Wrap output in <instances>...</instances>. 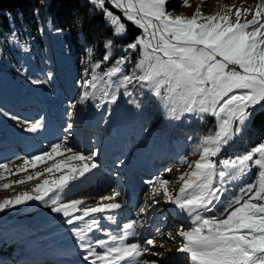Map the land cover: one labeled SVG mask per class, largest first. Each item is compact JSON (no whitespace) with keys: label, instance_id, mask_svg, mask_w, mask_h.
<instances>
[{"label":"snow or ice","instance_id":"6c2138e0","mask_svg":"<svg viewBox=\"0 0 264 264\" xmlns=\"http://www.w3.org/2000/svg\"><path fill=\"white\" fill-rule=\"evenodd\" d=\"M90 3L103 13L112 37L105 39L102 60L93 62L94 49L87 48L83 61L87 66L78 82L82 91L78 100L68 104L66 127L58 142L52 143L50 150L24 158L15 171L9 164L0 163V180L28 172L29 168L34 170V174L12 184L46 177L31 192L0 201V212L38 202L56 214L58 223L71 234L82 264H158L146 258V254L160 255L152 251L155 237L145 238L138 229L146 227L150 213L159 212L158 218H165L163 209L156 207L162 200L172 206L180 221L176 236L182 242L176 251L185 254L186 264H264V139L246 151L230 152L251 130L255 117L264 113V3L243 22L242 12L247 15V9H236L234 19L229 14L231 9L207 16L197 11L189 18L173 16L166 8L167 0ZM112 9L141 30L132 42L122 46L125 53L138 50L140 57L127 72L128 56L113 60V50L115 40L125 36L128 28ZM38 12L35 9L34 15ZM37 31L43 34L44 28ZM10 38L20 51H29L26 42L19 43L15 31ZM102 64L110 66L97 71ZM16 71L33 85L53 79L50 72L44 79L33 77L23 64ZM122 97L128 98L127 103L136 110L154 98L164 108L166 119L183 122L195 117L208 126L198 136L188 138L193 141L191 155L198 156L191 162L188 156L181 157L180 163L188 170L175 181L160 176L149 181L151 202L139 208L135 219L120 224L118 210L124 205L115 201L121 191L113 189L111 195L101 196L94 205L66 197L75 182H86L88 174L94 175L93 170L99 167L96 152L85 155L69 146L77 105L89 101L97 109L107 105V115L101 113V117L108 123L112 106H118ZM4 115L18 121L28 133H39L46 127L43 118L27 122L10 113ZM208 117L213 118L211 124ZM58 156L62 158L56 159ZM49 161L54 162L35 171ZM254 169L255 175L249 180ZM12 184L0 187L7 189ZM156 234L163 235L159 228ZM172 235L168 232L169 237ZM138 237L133 242L132 238Z\"/></svg>","mask_w":264,"mask_h":264},{"label":"rangeland","instance_id":"374dc122","mask_svg":"<svg viewBox=\"0 0 264 264\" xmlns=\"http://www.w3.org/2000/svg\"><path fill=\"white\" fill-rule=\"evenodd\" d=\"M180 2L182 3L180 7L169 8L166 5L167 10L173 16L182 15L190 18L197 11L207 16L217 13L223 14L231 9L229 14L234 19L236 9H247V15H244L242 12L241 21L243 22L245 19L250 20L252 18L256 6L260 3H264V0H180ZM113 12L119 15L118 12ZM105 21L107 22L106 19ZM122 22H124V20H122ZM39 27L44 28V33L40 36L48 56V61L44 56L45 53L41 54L42 60L40 61L39 58L36 59V56H34L29 72L33 77L39 76L41 79L46 78V74L50 72L53 79L49 83L42 85H33L30 81L28 83H23L24 79L22 75L17 72L13 75L8 68L15 69L22 64L27 67L25 59L29 51L24 55L23 59H21L24 52L20 51L18 46L12 44L11 52L14 58H16V61L21 59V62L16 64L15 61L11 60L8 64H4L2 63V56L4 53L3 44L5 45L6 43L4 39L0 40V47L2 49H0V52L2 51L0 56V83L7 87L5 91L8 92L7 94H0V136L2 133H8L9 135L8 137L2 138L7 140H0L3 141L0 143V163L9 164V167L13 171H15L17 165L22 164L24 158L40 154L44 150H50L51 144L58 142V138L62 137L64 128L66 127V110L68 104L70 101L79 99V94L82 89L79 88L78 82L81 81L84 69L87 66L83 61L87 59L86 50L88 47L83 48V50L79 52L78 64L75 65V50L69 49L68 51V49L64 48L62 44L64 31H56L57 28L52 24L50 16H40ZM33 40L38 41L37 34H35ZM8 41L11 42V38H9ZM55 50L59 52L57 55L58 61L56 65H53L54 60L52 61L51 57ZM139 58L138 52L136 62ZM133 65L135 66V64ZM133 65H131L132 68L134 67ZM5 66L8 68H5ZM75 66L77 67L75 68ZM101 70L103 69H98L97 71ZM89 71H91V69H89ZM22 84L30 87L31 94L21 90ZM1 88L0 86V92ZM12 94L16 96L21 94L24 97L31 98L34 102L31 106V103H29L25 105V107L19 106L15 108V106H13V108H10L7 105L11 103L13 97L16 98V96ZM59 95H63V101L58 98ZM32 96L34 97L33 99ZM37 97L39 98L37 99ZM3 106H7L8 108H2ZM106 108L107 105H105L104 108L97 109L91 101L84 106L77 105L78 113L74 118L73 135L69 138V146H72L75 150L81 151L85 155L96 152L97 156L95 159L99 167L93 170L94 175L91 174L88 176V178L95 179V181L85 187L80 186V188L85 189L79 192L83 194L81 195L83 197L76 196L78 197L76 198L72 196L77 193L76 185L78 188V184L75 182L74 185L71 186V192L66 199H84L86 203L94 205L101 196H109L112 194L113 189H117L122 192V195L118 197L116 201L126 205L128 203L127 189L133 178L129 175L130 183L125 182L128 176L125 167L127 164L135 163L138 159L145 157H149L151 160H149V162L152 164L154 163V166L150 169V173L148 172L149 174L142 176H152L150 178H153L152 180L154 181L157 176L175 181L179 175L188 170L186 164L180 163L181 158L180 160L177 158L171 159V157L176 156V154L175 148L169 142L161 146L158 145L157 147H155L156 144L154 143L152 146V143H150L148 139L145 140L140 136V126L133 130V134H130L134 115L125 107L124 97L118 101V106H112L113 112L111 116L108 117V123H105L101 117V113L107 115L105 111ZM160 108L162 109L165 120L172 122V120L166 119L165 110L161 105ZM16 111L20 114H22V112L26 114L23 113L22 117H19L20 121L34 122L40 118L44 119L45 129H42L39 133H34L40 138L23 131V128L22 130H14L7 127L8 124L21 125L18 121H14L10 119L9 116L4 115V113L14 115ZM50 112H53V114H50ZM55 113L60 114L57 115ZM80 116L81 118L79 119ZM78 119L80 120V126L76 128ZM91 132L94 134L92 137H90ZM21 135L24 137L22 138ZM182 135H186V133L184 132ZM84 136H86V141H84ZM254 136L255 134L251 133L242 138L240 141L242 145L240 152L258 145V143L264 139L263 136L261 140L254 142ZM37 141H40L43 145L39 144ZM86 142L90 144L87 145ZM235 145L238 146L237 142L233 147H235ZM186 156H188L190 162L198 158V156H190V153ZM61 158L62 157L59 156L56 157V159ZM145 161H147V159H145ZM53 162L54 161H49L47 164L38 165L35 171H42L44 167L50 166ZM169 168L171 171H166V169ZM29 174H34V170L29 168L28 172H21L18 175H9L6 179L0 180V185L5 183L12 184V181L23 180ZM57 175H59V173H57ZM253 176L252 173L248 179L251 180ZM44 178L46 177H40L22 184H12V186L7 189L0 187V201L13 198L26 191L31 192L35 185L40 183ZM140 178L142 177L140 176L138 179V176H136V182L144 184L139 187L142 194L140 197L143 205H147L151 202L152 185L145 184V182H149L150 179L144 181ZM131 184L132 188L129 190V194L136 188L133 183ZM175 187L178 189L179 185L177 184ZM88 194H92V196H88ZM156 199L161 200V197H157ZM107 202L109 201H106V203ZM254 202L260 203V201ZM156 207L163 209L165 218H158L160 217L159 212L150 213L147 217L148 222L146 227L138 229L145 238L155 237L156 247L152 248V251L160 253V255L157 256L146 254V258L154 259L158 264H186L184 258L185 254L176 251L182 242V238L176 236L177 224L180 223V221L173 214L172 206L164 204L162 200ZM55 217L57 218L56 214L50 213L35 201L29 202L27 205H19L15 209L0 212V243L9 239L10 236L13 238L19 237L20 239L17 238V240L21 241L20 249H13V247H11L9 257L2 258L3 256H1L2 254L0 253V264H11L12 261L22 262L23 264H41L42 261L40 260H31V256L52 261L53 259L49 252L50 249L53 250L55 246H61L62 250L60 251V256L63 253V256H67L70 262L76 263L81 261L73 237L66 231L64 226L58 223V220L51 221V223L47 225L46 229H48L52 223L54 224L49 231H46V229L35 230L41 224ZM130 217V219L136 218L135 214L130 215ZM127 221L128 220L125 222ZM104 222V224L107 225L106 221ZM157 228L161 230L163 235L156 234ZM168 232L173 234L172 237L168 236ZM136 239L140 238H132L133 242ZM14 243H16V241H14ZM149 247L151 248V246ZM42 264H45V262Z\"/></svg>","mask_w":264,"mask_h":264},{"label":"trees","instance_id":"16d2710c","mask_svg":"<svg viewBox=\"0 0 264 264\" xmlns=\"http://www.w3.org/2000/svg\"><path fill=\"white\" fill-rule=\"evenodd\" d=\"M180 6H182L180 0H167V7L169 8ZM35 9L39 10L36 15H34ZM112 10L118 12L121 19L124 20L122 13L115 9ZM40 16H50L52 24L56 28L64 31L63 40L66 41L69 49H73L76 52L74 54L75 65L78 64L79 52L87 47L94 49L93 62L102 60L105 51L104 42L106 38L112 37V28L105 21L103 13L96 10L90 3V0H0V40L10 38L12 31H15L18 40L28 39L35 34H39L37 29L39 28ZM124 22L127 24L128 31L125 36L115 40L113 60L119 58L121 54H124L125 52L122 51V46L132 42L141 32L131 22L125 20ZM37 40V47L33 50V55L36 56V59L39 58L40 61L42 60L41 54L43 46L40 35H38ZM9 47V43L3 45L4 53H10ZM127 54L128 62L125 66L126 72L130 71L132 68L131 65L136 63L138 50L136 52L129 51ZM108 66L110 65L102 64V69H106ZM58 98L63 101V95H59ZM127 99L124 98L125 107L134 115L130 134H133V130L140 126L141 137L145 140L148 139L152 143V146L154 143L156 144L155 147H157L158 145L161 146L169 142L175 148L176 156L171 157L172 160L188 155L193 142L188 138L190 136H198L208 126L201 125L198 118L195 117H188L183 122H168L164 118L159 102L154 98L150 101H145L141 110H136L132 105L128 104ZM141 99L143 100L144 98L141 97ZM23 113L25 114V112L20 114L16 111L14 115L22 117ZM207 119L209 124L213 122V118L208 117ZM184 132L186 135H182ZM251 133L255 134L254 142L263 138L264 113H260L255 117L251 130L245 136ZM241 140L242 138L237 141L238 146L235 145V147H232L230 150L231 153L240 152L242 148ZM255 171L254 169L253 173ZM55 220H58V217L41 224L35 230L46 229L47 225ZM53 225L52 223L46 231H49ZM17 238L20 239L19 237L13 238L10 236L9 239L0 243V253L4 257H9L11 247L13 249H20L21 241H18ZM54 249L58 251L62 250L61 246H56Z\"/></svg>","mask_w":264,"mask_h":264},{"label":"bare ground","instance_id":"6f19581e","mask_svg":"<svg viewBox=\"0 0 264 264\" xmlns=\"http://www.w3.org/2000/svg\"><path fill=\"white\" fill-rule=\"evenodd\" d=\"M26 44H27V47H29V50H30V48L33 46V43L32 42H27L26 41ZM10 45V44H9ZM11 46V45H10ZM23 59V58H22ZM11 60L12 61H14L13 60V58H12V56H11V54L10 53H3V56H2V63H4V64H8L9 62H11ZM21 61H19V63H20ZM60 114V113H59ZM15 130V129H14ZM91 135H94L92 132H91ZM85 138H86V136H84V141H86L85 140ZM91 142V141H90ZM86 144L87 145H89L90 143L89 142H86ZM145 159H147V161H145ZM153 166H154V163L152 164V163H150L149 162V159L147 158V157H145V158H141V159H138V161L137 162H135L133 165H132V167H131V170H130V173L129 172H127L128 173V176L126 177V183H130L129 182V175H131L130 177H132L133 178V180H132V182L131 183H133V185L134 186H136V188L135 189H133V191L131 192V194H129V190H131V188H132V184L130 183L129 185V187H128V189H127V202L128 203H130L131 202V198L132 197H134V196H136L138 199H139V201L134 205V209H137L139 206H145V205H143V202H142V200H141V189H139V187L140 186H142V185H144V184H141V183H137L136 182V176H138V179H139V177L141 176L142 178H140V179H143L144 181H146V179L148 180V179H150V181H153L154 182V180H152L153 178H150V177H152V176H149V175H147V176H142V175H146V174H149L150 173V169H152L153 168ZM149 170V171H148ZM149 173H148V172ZM138 181V180H137ZM145 184H150V183H148V182H145ZM85 187V186H84ZM145 189V188H144ZM76 190H77V193H79V192H81V190H85L84 188H80V185H78V188H77V185H76ZM139 191H140V194H139ZM74 194V195H72L73 197H76V196H78V195H83V194ZM85 193V192H84ZM144 194V193H143ZM85 195V194H84ZM88 196H92V194H88ZM80 197H83V196H80ZM118 199V197L116 198V200ZM151 199V198H150ZM97 201H99V199L97 200ZM123 212H124V207L121 209V211H120V213L121 214H123ZM134 214L136 215V213L134 212ZM133 214V215H134ZM148 217V216H147ZM131 217H124V216H121V217H119L118 218V221H119V223L120 224H122V223H124L125 222V220L126 219H130ZM148 219V218H147ZM103 223H105L104 221H102ZM107 222V221H106ZM147 222H148V220H147ZM69 255V254H68ZM32 257V256H31ZM30 257V259L31 260H40V261H42L41 262V264L43 263V262H45V264H76V263H78V264H82V262L81 261H78V262H76V263H72V262H70L69 260H68V258H67V256H62L60 259H56V260H52V261H49V260H46V259H41V258H39V257H32L31 258ZM71 261H73V260H71ZM34 262V261H33ZM37 264V263H36Z\"/></svg>","mask_w":264,"mask_h":264}]
</instances>
